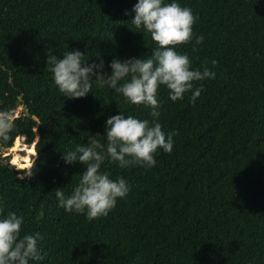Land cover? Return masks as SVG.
<instances>
[{"label": "trees", "instance_id": "trees-1", "mask_svg": "<svg viewBox=\"0 0 264 264\" xmlns=\"http://www.w3.org/2000/svg\"><path fill=\"white\" fill-rule=\"evenodd\" d=\"M133 3L0 0V110L23 106L0 141V214H22L24 231L44 236L43 264H264V0H180L204 41L195 51L192 42L177 47L216 75L194 82L203 84L195 103L190 92L173 102L159 89L160 122L176 132L172 152L158 150L151 169L106 160L102 169L131 185L106 216L88 220L57 206L53 188L70 192L83 170L65 166L60 152L102 134L109 115L143 119L149 109L96 82L86 97L65 99L46 54L79 48L106 63L150 54L149 34L123 15ZM20 136L36 143L29 168L3 155Z\"/></svg>", "mask_w": 264, "mask_h": 264}, {"label": "clouds", "instance_id": "clouds-1", "mask_svg": "<svg viewBox=\"0 0 264 264\" xmlns=\"http://www.w3.org/2000/svg\"><path fill=\"white\" fill-rule=\"evenodd\" d=\"M123 15L130 16L136 28L149 34L153 41L150 54L113 56L107 63L98 52L95 59H85L84 51L79 48L60 56L51 50L46 54L52 80L65 99L86 97L96 82L113 89L128 103L143 104L149 109V118L143 119L120 111L109 115L102 134L92 133L86 144L60 152L65 166L79 163L83 170L70 192L64 187L53 188L57 206L65 212L83 214L88 220L108 215L131 190L125 178H113L102 169L106 160L120 169L135 165L151 169L157 164L158 150L172 152L176 132L165 130L160 122L161 86L168 90L171 101L182 100L190 92L189 102L195 103L203 84L194 86V82L214 79L216 75L206 62L199 68L193 67L188 53L177 47L192 42L195 51L196 45L204 41L203 35L193 32L198 16L180 0H135L130 9L123 10ZM211 64L214 66L216 61L212 60ZM14 120L12 113L0 110V141L9 140L15 128ZM32 175L29 171L20 178ZM24 225L22 214L15 211L0 214V264H43L48 255L41 243L44 236L40 232L24 231Z\"/></svg>", "mask_w": 264, "mask_h": 264}, {"label": "rangeland", "instance_id": "rangeland-1", "mask_svg": "<svg viewBox=\"0 0 264 264\" xmlns=\"http://www.w3.org/2000/svg\"><path fill=\"white\" fill-rule=\"evenodd\" d=\"M22 110H23V106L20 105L18 107V109L14 112V117L19 115L20 111H22ZM18 140H19L20 144L16 143ZM33 146L35 147L34 143L33 144H26L25 143V137L20 136V137L16 138L14 145L11 148L4 149L3 155L5 156V155L10 154V160L9 161L13 165H15L18 169L29 168L31 166L35 156H36V152L30 150ZM16 155L19 157V160L14 162V157ZM23 157L28 159V161H25V159Z\"/></svg>", "mask_w": 264, "mask_h": 264}, {"label": "bare ground", "instance_id": "bare-ground-1", "mask_svg": "<svg viewBox=\"0 0 264 264\" xmlns=\"http://www.w3.org/2000/svg\"><path fill=\"white\" fill-rule=\"evenodd\" d=\"M16 143H18V141H17ZM13 149H14V148H13ZM34 149H35V147H34ZM35 152H36V150H35Z\"/></svg>", "mask_w": 264, "mask_h": 264}, {"label": "water", "instance_id": "water-1", "mask_svg": "<svg viewBox=\"0 0 264 264\" xmlns=\"http://www.w3.org/2000/svg\"><path fill=\"white\" fill-rule=\"evenodd\" d=\"M38 137H39V136H38ZM34 145H36V143H35Z\"/></svg>", "mask_w": 264, "mask_h": 264}]
</instances>
